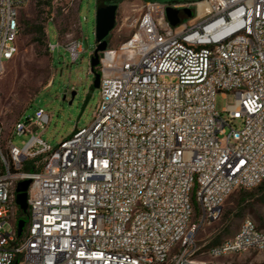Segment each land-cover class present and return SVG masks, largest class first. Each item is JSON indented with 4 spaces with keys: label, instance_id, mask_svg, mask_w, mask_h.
I'll use <instances>...</instances> for the list:
<instances>
[{
    "label": "built area",
    "instance_id": "built-area-1",
    "mask_svg": "<svg viewBox=\"0 0 264 264\" xmlns=\"http://www.w3.org/2000/svg\"><path fill=\"white\" fill-rule=\"evenodd\" d=\"M26 2L0 0V75L17 54ZM64 48L72 62L83 52L79 40ZM95 72L92 122L55 148L36 132L50 122L42 109L7 138L0 125V264H264L238 262L264 251V229L250 219L205 250L196 243L235 190L264 181V0L146 2ZM217 94L234 104L218 113ZM14 136L29 138L18 149Z\"/></svg>",
    "mask_w": 264,
    "mask_h": 264
},
{
    "label": "rangeland",
    "instance_id": "rangeland-1",
    "mask_svg": "<svg viewBox=\"0 0 264 264\" xmlns=\"http://www.w3.org/2000/svg\"><path fill=\"white\" fill-rule=\"evenodd\" d=\"M159 1L169 0L154 2ZM146 2L149 0H27L19 14L17 54L0 75V125L4 138L22 115L33 116L37 109L50 116L45 130L36 131L50 148L71 136L75 129L88 127L100 97V89L93 87L90 73V59L95 48V12L97 8L117 5L115 26L107 39V49L114 50L134 33ZM36 25L45 29L48 43L55 46L52 53L37 45L33 35ZM76 40L81 42L83 52L72 62L64 47ZM234 100L232 94H217L214 108L221 113L226 106L233 105ZM238 126L239 122L235 121L234 128ZM28 138L14 136L11 141L21 149ZM263 200L264 181L261 188L235 190L225 200L219 219L199 231L197 246L205 250L231 238L245 219L264 229ZM20 220L28 222L25 214L20 215ZM202 258L207 259L206 256ZM238 262L264 263V251L246 254Z\"/></svg>",
    "mask_w": 264,
    "mask_h": 264
},
{
    "label": "water",
    "instance_id": "water-1",
    "mask_svg": "<svg viewBox=\"0 0 264 264\" xmlns=\"http://www.w3.org/2000/svg\"><path fill=\"white\" fill-rule=\"evenodd\" d=\"M117 11V5L110 4L105 7L97 8L95 12V48L90 59V73L93 75V87L99 88L100 77L95 72V68L99 64V56L101 53L105 52L108 48L107 39L111 31L115 26V14ZM183 13L189 18L191 16V11L189 9H184ZM166 18L171 27L176 28L180 23V18L178 16V11L171 8L166 9ZM30 182L28 180L19 182L16 186V198L15 203L19 209L26 213V190ZM24 221L20 220L17 223V235L21 234L22 228L24 226Z\"/></svg>",
    "mask_w": 264,
    "mask_h": 264
},
{
    "label": "trees",
    "instance_id": "trees-1",
    "mask_svg": "<svg viewBox=\"0 0 264 264\" xmlns=\"http://www.w3.org/2000/svg\"><path fill=\"white\" fill-rule=\"evenodd\" d=\"M107 1H111V0H107ZM114 1H123V0H114ZM149 1H155V0H149ZM198 1H201V0H198ZM196 1V2H198ZM160 3H174V2H181V0H169L168 2H162V1H159ZM33 35H34V39L37 43V45L40 47V48H46V51L48 52V49H47V44H48V41H47V35L45 33V29L41 26V25H36L33 27ZM49 53V52H48ZM29 168L28 165H24L23 166V170H27ZM263 183V182H262ZM262 183L258 186V187H262ZM264 201V200H263ZM25 213L23 212H20V215H24Z\"/></svg>",
    "mask_w": 264,
    "mask_h": 264
},
{
    "label": "bare ground",
    "instance_id": "bare-ground-1",
    "mask_svg": "<svg viewBox=\"0 0 264 264\" xmlns=\"http://www.w3.org/2000/svg\"><path fill=\"white\" fill-rule=\"evenodd\" d=\"M202 4H203V3L199 4V6H200V7L203 6Z\"/></svg>",
    "mask_w": 264,
    "mask_h": 264
}]
</instances>
